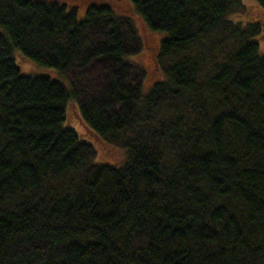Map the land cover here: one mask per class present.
I'll list each match as a JSON object with an SVG mask.
<instances>
[{
  "label": "trees",
  "instance_id": "trees-1",
  "mask_svg": "<svg viewBox=\"0 0 264 264\" xmlns=\"http://www.w3.org/2000/svg\"><path fill=\"white\" fill-rule=\"evenodd\" d=\"M126 4L0 0V264H264V18ZM134 15L162 36L148 89Z\"/></svg>",
  "mask_w": 264,
  "mask_h": 264
},
{
  "label": "rangeland",
  "instance_id": "rangeland-1",
  "mask_svg": "<svg viewBox=\"0 0 264 264\" xmlns=\"http://www.w3.org/2000/svg\"><path fill=\"white\" fill-rule=\"evenodd\" d=\"M243 8L236 11L232 18L236 22H241L244 25H247L251 16L255 18L256 12L264 18V14H260V7L256 0H242ZM121 3L128 7L127 0H121ZM129 15V14H128ZM137 20L136 28L139 37L142 38L143 43L147 42L148 46L144 48V50L131 58L135 65L142 67L146 73V79L144 82V89H148L151 84L156 81L159 77L160 69L157 68V60L155 62L154 51L158 49V45L160 43L161 34L160 33H150L147 28L142 27L141 21H138L136 15L132 17ZM139 22V23H138ZM143 29V30H142ZM256 40L261 44V51L264 52V36H257ZM137 63V64H136ZM21 73L27 76H43L49 75L54 79H60V76L53 70L44 66L39 65L34 61H27L22 65ZM74 110L77 111L76 105H73ZM69 124L76 129L78 133H83L85 131L83 125L80 123L78 116H73L71 118V122ZM97 149V160L103 161L104 159L115 161L118 163H123L125 160V151L121 148H115L110 145L105 144H96Z\"/></svg>",
  "mask_w": 264,
  "mask_h": 264
}]
</instances>
